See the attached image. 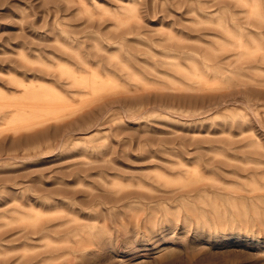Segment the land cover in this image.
Listing matches in <instances>:
<instances>
[{
    "label": "rangeland",
    "instance_id": "374dc122",
    "mask_svg": "<svg viewBox=\"0 0 264 264\" xmlns=\"http://www.w3.org/2000/svg\"><path fill=\"white\" fill-rule=\"evenodd\" d=\"M0 94V264H264V0H0Z\"/></svg>",
    "mask_w": 264,
    "mask_h": 264
},
{
    "label": "bare ground",
    "instance_id": "6f19581e",
    "mask_svg": "<svg viewBox=\"0 0 264 264\" xmlns=\"http://www.w3.org/2000/svg\"><path fill=\"white\" fill-rule=\"evenodd\" d=\"M40 90L37 89V91ZM60 91V90H59ZM57 91L59 94H54V95H46L43 94L42 92L39 91L41 96H38L36 98H32L31 100L26 101L25 103L20 104L19 106H16L17 109L14 113V116H12V118L16 117L18 119H16L17 122L22 123V122H26L29 121L30 119H33L34 117H40L42 116L43 118L45 117L44 115H48V114H53L57 112H60L63 110L64 106H65V98L64 96L62 97V94H60V92L62 91ZM36 92V91H35ZM56 92V91H55ZM37 93V92H36ZM53 94V93H52ZM64 95V94H63ZM66 95V94H65ZM78 96V95H77ZM2 95L0 94V99H2ZM68 102V101H67ZM108 106V105H107ZM68 107V105H67ZM66 107V108H67ZM106 107V105H105ZM14 109V108H13ZM106 109V108H105ZM14 112V111H13ZM95 112V111H94ZM10 113V112H9ZM98 114V113H97ZM12 115V114H11ZM2 116V115H1ZM8 116V115H7ZM5 116H3L4 118ZM40 117V118H42ZM48 117V116H46ZM45 117V118H46ZM11 118V119H12ZM90 118H92L91 114H90ZM10 119V122H11ZM94 119V116H93ZM14 121V120H13ZM16 121L14 123H16ZM79 122V121H78ZM77 122V123H78ZM81 122V120H80ZM12 123V122H11ZM76 123V122H75ZM74 123V124H75ZM84 124V123H83ZM35 140V139H33Z\"/></svg>",
    "mask_w": 264,
    "mask_h": 264
}]
</instances>
